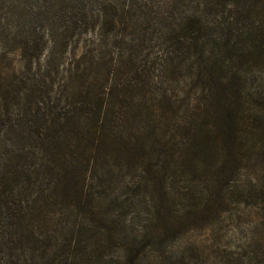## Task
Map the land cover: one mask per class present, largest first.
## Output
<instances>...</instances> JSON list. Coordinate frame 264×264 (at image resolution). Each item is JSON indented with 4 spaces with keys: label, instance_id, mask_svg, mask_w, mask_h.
Listing matches in <instances>:
<instances>
[{
    "label": "rangeland",
    "instance_id": "374dc122",
    "mask_svg": "<svg viewBox=\"0 0 264 264\" xmlns=\"http://www.w3.org/2000/svg\"><path fill=\"white\" fill-rule=\"evenodd\" d=\"M191 1L184 0L185 3ZM22 2L27 4V9H31V5L35 7L25 11L28 17L23 20L29 29L34 27L45 39L48 31L45 24L39 23L37 7L44 3L52 7L58 3L57 9L54 7L52 11L58 13L65 3L60 0ZM153 3L154 6H163L162 0H153ZM16 16L20 19L24 14L13 5V1L0 0V19L4 22L0 36V173L6 172L7 180L18 179L21 186L27 184L21 194L12 192L15 200L8 203L15 205L24 216L25 226L21 234L14 236V242L7 245L8 249H2L0 258L11 254L14 259H28L30 264H62L65 259L60 258L59 261L57 258L62 251H67L76 242L84 246L107 242L104 234L109 232L112 242L121 246L122 250L126 246L123 242H144L141 246L145 248L140 255L147 264H264V101L258 96L264 83L263 54L256 55V60L249 59L242 71L239 70L242 79L233 84L238 91L233 97L237 103H232L236 111L239 109L245 117L249 127L252 125L263 135H255L246 141L241 158L225 171L230 174L221 179L215 176L220 174L213 165L215 175L210 177V159L205 158L204 150L198 149L192 140L196 130L206 131L212 120V115L210 121L196 117L200 113V105L203 106V103L197 106L196 101L200 89L188 80L176 58L171 60L170 57L166 62L167 69L162 76L152 73L151 69L149 73L145 72L147 65L144 60L151 45L144 42L146 36L143 33L131 35L133 41L130 42V49L124 52L119 71H113L108 63L111 58L118 60L124 45L118 49L115 45H119L122 35L103 32V48L100 51L98 44L94 48L96 60L101 52L99 59L102 65L93 70L88 69V61L82 59V49L75 43L68 44L58 57L55 77L43 92L51 99L58 95L69 104L83 102L80 93L88 87L98 90L94 96L111 103L114 97L121 99L122 94H130L138 102L142 96L152 97L153 102H157L158 92L143 94L141 89V86L148 88L149 78L155 77L157 85L150 90L160 86L164 89L165 92L161 93L169 99L170 110L176 116L172 125H168L178 124V137L162 132L165 133L162 139L167 146L164 150L155 148L157 143L143 135L146 118L133 112L130 117L134 119L129 124L114 122L108 128L104 143L97 146L104 150L99 151L97 156L85 157L82 152L74 150L77 146L74 131L64 129L54 133L52 128L46 127L50 129L46 136L53 138L52 142L46 139L45 127L33 117L35 112L29 113V108L33 110L36 102L30 107L31 101L25 103L23 98L32 83L30 75L26 74L25 61L16 51L19 43L14 39ZM212 34L210 29H206L199 38L209 41ZM77 38H82L80 46L84 39L82 36ZM123 42L127 44L128 40ZM220 48L223 49L222 46ZM160 51V48L152 50V58ZM192 54L194 50H189L178 60L184 61ZM128 56L129 65L125 62ZM39 57L35 68L42 66L43 55ZM78 60L81 62L82 78L79 72L68 81L65 70ZM139 70L142 75L135 76V71ZM97 97L94 99L97 100ZM95 100L92 99L86 117L104 109H100ZM105 111L106 115L114 108L110 106ZM29 122L33 123V127ZM28 127L44 134L40 141L34 144L19 141L17 130ZM70 134L71 138L67 137ZM89 138H86V146H89ZM110 143L113 145L109 146ZM114 147L124 148L126 155L117 158ZM210 180L222 182L219 197L211 196V212L199 207L204 212L190 221L184 222L178 217L174 222L166 223L169 227L164 226L163 238L161 226L157 225L153 229L157 236L141 239L142 222L150 219L149 214L153 216L150 199L155 206L160 201L166 202L165 206L170 207L174 215L182 216L193 205L201 206L203 200L210 196L207 193ZM9 186L13 189L12 184ZM3 187L0 185V192ZM159 187L168 189L167 199L160 198L163 188L160 191ZM192 195L196 197L195 201H192ZM103 251L106 258L115 257L118 252L117 248L106 246ZM136 252L137 249H132L133 254ZM105 257L101 264H110V259Z\"/></svg>",
    "mask_w": 264,
    "mask_h": 264
},
{
    "label": "trees",
    "instance_id": "16d2710c",
    "mask_svg": "<svg viewBox=\"0 0 264 264\" xmlns=\"http://www.w3.org/2000/svg\"><path fill=\"white\" fill-rule=\"evenodd\" d=\"M12 1L13 5L24 14L20 19L16 16L18 21L14 39L19 41L16 51L22 55L26 74L30 75L32 83L23 94V98L25 103L31 101L30 107L36 102L33 110L29 108V113L35 112L33 117L45 127L43 129L45 136L50 132V129L46 127L52 128L54 133L65 130L74 131L77 144L74 150L82 152L85 157L97 156L99 151L104 150L97 146L104 143L108 128L114 122L115 124L117 122L129 124L134 119L133 116L130 117V113L135 112L146 118V124L142 130L143 135H146L147 140L157 143L158 147L155 148L164 150L167 146L162 139L165 133L162 132H169L178 137V124L170 126L176 116L170 110L169 99L161 93L165 92L164 89L160 86L150 90L157 85L155 77L149 78L148 88L141 86V89L143 94L158 92L157 102H153L152 97L144 98L143 96L138 102L130 94H122L121 99L116 100L114 97L111 103L100 96H94V92L98 90L88 87L85 92L80 93L83 102L69 104L64 103V99L59 98L58 95L51 99L47 93L43 92V89L48 88L55 77L58 57L68 44L75 43L79 49H82V59L88 61V69H98V66L102 65L99 59L101 52L98 53L96 60L97 52L94 48L97 44L100 51L103 48L101 42H103L104 31L122 35L119 45H115L117 49L124 45L119 58L118 60L111 58L108 63L113 71L120 70L119 64L122 62L124 52L130 49V42L133 41L130 38L131 35L139 36L143 33L146 36L144 42L151 45L144 60L147 65L145 72L149 73L151 69L152 73L162 76L167 69L166 62L171 59L170 57H172L171 60L176 58L178 65L182 66L186 72L188 80L192 81L195 88L200 89L201 92L196 101L197 106L201 103L203 106L200 105L198 109L200 113L196 117L210 121V115H212V120L208 125L210 128L206 131L196 130L192 140L196 142L198 149L204 150L205 158L210 159V177L212 174L215 175L214 168L220 174L215 176L221 179L229 175L230 172L225 171L239 161L246 141L255 135H263V132L259 134L252 125L249 127V123L245 122V117L240 114L239 109L236 111L232 103H237L233 97L238 91L233 88V84L242 79L239 70L242 71L249 59H258L256 55L263 54L264 56V47H262L264 45V0H192L188 3L184 0H162V7L154 6L153 0H60L65 3V6L58 10V13L57 11L52 12L54 7L57 9L58 3L52 7L45 3L37 7L38 15H40L39 23L45 24L48 31L45 39L34 27L29 29L27 22L23 20L28 17L25 11L35 9V7L31 5V9H27V4L22 0ZM250 4L251 6L245 9ZM3 24V20L0 19V36L3 33ZM206 29L213 32L209 41L199 38ZM81 36L84 40L79 46L82 38L77 37ZM125 39L128 40L127 44L123 42ZM237 46L240 48L238 49ZM155 48H160L161 51L152 58V50ZM189 50H194V54L180 62L178 57ZM40 55H43L42 66L35 68L34 64L36 60H40ZM125 62L129 65V56ZM253 62L256 65V61ZM70 66L65 70L67 80L70 81L72 75L79 72L82 78L80 60ZM141 72L140 70L135 71V76L142 75ZM103 94L101 89V95ZM258 96L261 101H264V83L260 86ZM95 97L97 100L94 99ZM92 99L100 109H104L86 117V111H90ZM110 106L114 108V111L105 115L103 112ZM29 123L33 127V123ZM44 134L29 129V127L17 130V137L22 144H34L40 141V137ZM88 136H90L87 139L89 146H86ZM67 137L71 138V134ZM47 138L52 142V137L46 136ZM138 139L142 141L141 138ZM112 145V143L109 144V146ZM113 152L117 158L127 153L124 148L118 147H114ZM6 176V172L0 173V185L4 186L0 192V254H3L2 249H8L7 245L14 242L12 241L14 236L21 234L25 226L24 216L16 210L15 205L8 203L15 200L12 192L21 194L27 188V184L21 186L17 182L18 179L7 180ZM220 183L222 182L210 180V189H207L210 196L203 200L201 206L193 205L191 210H187L182 215L183 217L174 215L170 207L165 206L166 202L160 201L158 206H155L154 201L150 199L153 216L149 214L150 219L142 222L141 239L147 240L157 236L153 230L157 225L161 226L163 238L165 236L164 226L169 227L166 223H172L178 217H181L184 222L190 221L204 212L199 207L211 212L213 210L210 204L211 196L219 197ZM10 184L13 185V189L9 186ZM159 188L161 191L163 187ZM170 195L174 198L171 193ZM167 196L168 189L163 188L160 198L167 199ZM191 198L195 201L196 197L192 195ZM186 200L189 202V198L186 197ZM104 237L107 242H95L86 246L76 242L70 248L68 247L67 251H62V255L57 258L59 261L60 258L65 259L64 264H101L106 255L103 247L106 246L109 249L117 248L118 251L115 257H105L107 260L110 259V264L117 262L147 264L140 255L145 248L141 246L144 242H123L126 246H122V250L119 248L121 246L112 242L111 233L106 232ZM132 249H137V252L133 254ZM0 264H30V261L14 259L9 254L7 257L0 258Z\"/></svg>",
    "mask_w": 264,
    "mask_h": 264
}]
</instances>
